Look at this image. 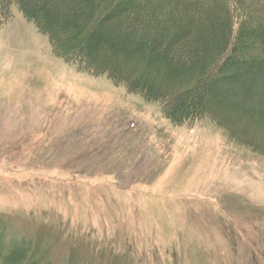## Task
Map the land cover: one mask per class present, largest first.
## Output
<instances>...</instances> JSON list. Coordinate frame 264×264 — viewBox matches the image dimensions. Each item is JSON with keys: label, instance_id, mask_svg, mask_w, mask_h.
I'll return each instance as SVG.
<instances>
[{"label": "rangeland", "instance_id": "1", "mask_svg": "<svg viewBox=\"0 0 264 264\" xmlns=\"http://www.w3.org/2000/svg\"><path fill=\"white\" fill-rule=\"evenodd\" d=\"M10 12L3 245L42 244L49 264H264V153L206 116L173 124L162 103L77 68Z\"/></svg>", "mask_w": 264, "mask_h": 264}, {"label": "trees", "instance_id": "2", "mask_svg": "<svg viewBox=\"0 0 264 264\" xmlns=\"http://www.w3.org/2000/svg\"><path fill=\"white\" fill-rule=\"evenodd\" d=\"M13 5L77 68L146 93L175 125L229 124L264 153V0H0L4 20ZM2 229L0 264H49L35 242L3 245Z\"/></svg>", "mask_w": 264, "mask_h": 264}]
</instances>
